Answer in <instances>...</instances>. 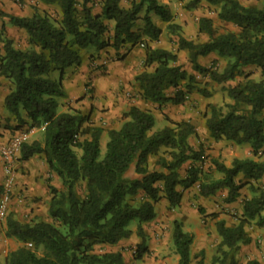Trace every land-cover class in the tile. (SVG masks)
I'll list each match as a JSON object with an SVG mask.
<instances>
[{
  "label": "trees",
  "instance_id": "16d2710c",
  "mask_svg": "<svg viewBox=\"0 0 264 264\" xmlns=\"http://www.w3.org/2000/svg\"><path fill=\"white\" fill-rule=\"evenodd\" d=\"M37 1L57 4L60 19L40 13L36 7L30 17L6 15L11 25L25 32L27 47L15 48L10 39L0 34V77L12 85L4 98L5 108L18 120L19 111H24L29 128L44 129L42 143L21 145V159L43 155L62 188H50V222L29 225L8 221L6 235L15 237L22 246L7 256L6 264H125L120 252L96 253L95 247L115 245L129 238L132 234L129 224L134 220L140 233L141 225L155 218L154 203L160 198L169 207H177L182 197L178 189L185 190L199 182L201 197L225 190L224 201L231 204L243 187L236 181L239 175L254 181L264 177V119L257 118L264 110V6H243L237 0H175L187 1V9L195 8L201 1L218 7V20L237 29L217 34L209 18H200L198 32L206 35L207 40L194 42L182 36L177 39V51H186L192 70L209 81L224 85L237 77L244 78L225 88L230 103L224 107L209 106L205 126L215 142L248 145L250 157L234 158L229 166L211 160L221 177L204 182L200 181V170L195 166L188 169L186 176L179 174L185 163L205 160L202 148L195 150L189 144L196 130L188 122L171 123L172 127L152 131L154 117L146 110L131 107L125 114L128 120L118 130L107 132L105 152L100 157L101 131L81 128L84 118L78 114L57 113L58 99L64 96L61 86L64 71L80 65L81 51L89 47L95 51L118 50L125 43L135 45L141 36L156 41L161 30L152 23L150 14L167 23L168 28H177L171 24L168 8L158 0H131L128 7H122L121 0ZM95 1L100 4L99 14L92 11ZM140 14L143 27L138 34L133 28ZM0 16H4L2 12ZM109 23L113 24L111 34ZM211 53L225 60L222 69L215 67V60L209 67L198 64L199 57ZM177 62L175 52L145 47L144 67L152 70L135 77L144 100L158 105H179L186 94L192 93L189 85L186 90L181 87L182 82L191 78ZM247 67L258 69L260 78L254 81L243 74V68ZM55 72L59 74L57 80L51 78ZM169 89L174 90L172 97L166 96ZM75 149L81 151L79 157ZM160 150L165 156H158L154 167L148 169L149 158ZM131 172L133 176H129ZM78 184L83 187L81 194L77 192ZM252 189V197L242 200L241 215L234 226L216 222L221 252V258L215 260L217 264H237L235 255L239 247L250 243L246 229L251 224L264 230V188ZM138 194L141 199L132 203ZM171 241L178 256L177 264H190L193 237L176 220ZM28 243L30 248L26 246ZM39 249L42 253L37 256Z\"/></svg>",
  "mask_w": 264,
  "mask_h": 264
},
{
  "label": "crops",
  "instance_id": "0c3cea01",
  "mask_svg": "<svg viewBox=\"0 0 264 264\" xmlns=\"http://www.w3.org/2000/svg\"><path fill=\"white\" fill-rule=\"evenodd\" d=\"M21 1H24V3L6 6L8 8L9 15L17 17H30L33 12L29 6V3H32L33 5H36V7H40L42 9L46 6L37 0ZM159 3L165 5L168 8L172 15V20L174 21L173 23L180 25L177 17V9L178 7H181L182 2L175 0H162ZM199 4H205L209 6L203 1H201ZM95 13L99 14L100 9ZM150 18L152 23L161 30L160 23L162 21L154 14H150ZM2 21L3 27L7 32L8 39L12 41L14 36L17 37V35H23L26 37V34L23 30L18 29L9 23L8 18H4ZM108 25L109 32L111 34L113 24L109 23ZM133 31L135 30L133 29ZM144 39L146 47L148 48L165 49L159 46L158 40L150 41L147 37ZM13 44L15 45V42H13ZM175 53L178 59H180V56L184 57L187 52L177 51V48H175ZM92 56L98 57L95 60L98 68H93L91 66L90 61L92 60ZM144 59L145 50L138 48L136 44L131 45L125 43L118 50L109 48L107 50L104 49L101 51H95L93 53H88L85 50L81 51L80 65L77 67H69L64 71L61 80L64 96L58 99L59 105L57 113L60 114L73 112L84 118L81 128L99 129L101 131L99 139L100 151L103 147L105 148V145L108 141L107 132L109 130H118L122 124L128 120L125 117V114L131 107L148 111L154 117V126L159 122L158 129L154 130L153 127V131H158L169 126L166 123L161 122L162 118L159 116V112L163 113V108H166L167 111L172 112L173 115H171L170 118H173L174 121L180 122L181 120H186L187 118L182 116V112H179L181 109L177 108L176 105L171 103L158 105L144 100L139 83L135 81V77L142 71L152 70V67H144ZM203 59H210L213 61L218 60L219 62L222 60L214 53H211L206 57H199L197 62L204 67H206L204 62L200 63V61ZM177 64L181 66L180 60L177 62ZM245 69L246 68H243V70ZM183 70L186 71L187 68H183ZM55 73L51 74V78L57 80L59 74L57 72ZM11 88L12 85L10 82L5 78L0 77V143L7 142L11 136L18 132L30 129L24 111H19L20 118L18 120L4 106V98L9 94ZM172 91L174 90H167L166 96L172 97L174 94ZM190 97L193 98L194 93H191ZM257 118L262 120L264 119V110H262L257 115ZM43 131V127L33 128L26 143H31L33 141L42 143ZM206 132L208 133L207 129ZM85 137L87 136H84V138ZM191 139L192 138H189L188 140L189 144ZM241 146L248 147V145ZM246 149L250 151L249 147ZM75 153L78 157L81 155V151L79 149H75ZM14 169L15 179L11 191L10 202L8 204L7 215L6 218L0 222V264H6L7 256L22 246V243L15 237L6 235L8 221L10 220L18 224L29 225L38 222H50L51 219L48 216L49 201L52 197L50 188H54L56 190H60L62 188L59 178L53 171L50 170L43 155L35 154L26 160H22L20 153H18L15 159ZM246 179L248 181L246 182L248 196H244L243 199H249L252 197L254 192L252 188H264V177L259 181H254L249 178ZM3 180V164L0 158V188L2 186ZM256 182H262L263 185L256 187ZM241 191L242 189L240 190V193ZM262 215H264V210L262 211ZM178 221L182 223V230L186 233H189L193 237V242L190 247V255L193 256L194 252L192 251V245L198 240L197 234L199 232V221L196 219L195 223L188 225L186 221H183L182 215H179ZM251 226L255 229L257 228L251 224L246 229L248 237L250 238V243L245 245V249L251 251L255 245H259L264 257V237L260 238L252 233L253 230L251 229ZM257 230L261 229L257 228ZM137 240L138 237L133 232L129 238L123 239L115 245H100L95 247V252H120L122 254L124 263H126L128 255L131 252L129 250L133 245H135V243H137ZM200 245V248L204 249V242ZM175 257L178 256L175 255ZM256 262L260 263L258 261Z\"/></svg>",
  "mask_w": 264,
  "mask_h": 264
},
{
  "label": "rangeland",
  "instance_id": "374dc122",
  "mask_svg": "<svg viewBox=\"0 0 264 264\" xmlns=\"http://www.w3.org/2000/svg\"><path fill=\"white\" fill-rule=\"evenodd\" d=\"M162 0H159L161 2ZM243 6H254L257 8H262L263 1L259 0H237ZM131 0H121L120 5L122 7H128ZM19 3H24V1L16 2L15 0H0V12L4 16H0V34L3 37H7V32L1 31L2 19L8 14V8L11 4L19 5ZM186 2H182L181 7L177 9V17L180 22V25L173 23L177 26L175 30L168 28L167 23H160L161 26V34L159 36L158 42L159 46L165 48V50H170L175 52V48H177V39L182 36L187 40H192L194 42H203L207 40L206 35L200 34L198 32V21L200 18H209L212 21V28L217 34H222L225 32H237V29L231 24H227L221 22L217 18L218 7L207 6L205 4H198L193 9L186 8ZM31 9L36 7L32 3H29ZM36 9L40 13H45L52 17L53 19H60V9L57 4L46 5L45 7L40 8L36 7ZM100 9V4L98 1L93 3L92 11L96 12ZM7 12V13H5ZM33 12V10H32ZM142 15L140 14L138 20L134 23V30L138 34L142 32L143 22ZM204 16V17H203ZM109 26V25H108ZM143 38V39H141ZM141 40L136 43L138 48L145 50L146 43L145 37L141 36ZM143 40V41H142ZM15 42L14 47L18 49H24L27 47V39L26 37L14 36L12 39V43ZM1 49V44H0ZM109 48H106L107 50ZM88 53H93L95 50L91 47L85 49ZM183 56V55H182ZM98 57H91L90 64L92 66L93 62ZM178 59V57H177ZM180 64L182 69L187 68L186 73L191 80L187 79L186 81L181 83V87L185 89L186 85H189L192 88V93H194V97H190V94H186L184 96V101L180 105H176L177 108L181 110L182 116L187 118L186 120H181L180 122H188L192 126L196 128V135L191 136L190 145L198 150L200 147L203 150V156L205 158L204 162L194 164L185 163L183 167L179 170L180 176H186L188 169L192 166H195L200 170V181H210L221 177V174L217 173L211 164V160H217L218 162L229 166L231 161L234 158L243 159L246 157H250V151L246 148L247 146H237L232 142L221 140L215 142L211 138L208 137V133L206 132L205 122L207 117L209 116V106L214 105L217 107H224L226 104L231 101L228 99L225 88L227 86L235 85L237 82L244 81L243 77H237L235 81L228 82L224 85H219L213 83L208 80L207 77L197 74L190 67V62L188 59V55L184 57L180 56ZM213 60L203 59L200 63L204 62L206 67L211 65ZM96 64V63H95ZM225 65V60H221L220 62L216 61V68L218 70L222 69ZM94 68V67H93ZM96 68H98L96 64ZM56 74V73H55ZM243 74H248L249 79L258 80L260 78V74L258 69L255 67H247ZM174 93V91H172ZM164 112L160 113L162 121L169 125L168 127H172L171 123H176L173 118H170L172 112L167 111L166 108H163ZM181 114V113H180ZM158 124L154 126V130L158 129ZM153 131V129H152ZM105 152V148L103 147L100 151V157L103 156ZM163 150H160L159 153L155 156H151L148 161V169H152L154 167V163L158 156H165ZM129 176H133L132 172ZM240 184H242V191L240 196L237 198L235 203L226 204L225 197L226 191L221 190L216 194L209 197H201L199 195V182H196L192 187L182 190L178 189L181 192V201L177 207L171 208L167 201L163 198H160L156 203H154L155 209V218L147 223H143L141 225L140 233L137 230V221L134 220L129 224V229L136 234L138 237L137 243L133 245L129 251H131L128 255L127 262L125 264H177L178 257H175L172 241H171V231L173 222L178 221L179 215H182L183 221L192 225L195 223L197 219L199 225V232L197 241L192 245V251L194 255L191 256L190 264H217L215 260L221 258V252L218 251V244L220 242V238L216 232V222L223 221L226 226H234L237 223L238 218L240 217V209L244 196H248V188L246 186L247 179L239 175L236 179ZM262 182H256L255 186H262ZM82 185H77V192L79 194L82 193ZM141 199V195H137L133 198L134 201H139ZM182 224V223H181ZM144 226V228H143ZM252 227V226H251ZM256 236L263 238L264 230H257L254 227L251 228ZM257 230V231H256ZM259 231V232H258ZM205 240V241H204ZM204 242V249L200 248V244ZM200 243V244H199ZM244 249V250H242ZM41 249L36 251V255H41ZM140 255V257H138ZM237 264H246L249 261H258V264H264L263 253L261 252L260 246L255 245L251 251L245 249V245H241L237 254L235 255Z\"/></svg>",
  "mask_w": 264,
  "mask_h": 264
},
{
  "label": "built area",
  "instance_id": "2783aa9c",
  "mask_svg": "<svg viewBox=\"0 0 264 264\" xmlns=\"http://www.w3.org/2000/svg\"><path fill=\"white\" fill-rule=\"evenodd\" d=\"M92 67L96 68V64L93 62ZM33 128L18 132L11 136V138L5 142L0 143V158L3 164L4 180L0 191V222H2L7 215L8 204L11 198V191L15 179V159L20 151L21 145L26 143L30 132ZM28 248L31 244H26Z\"/></svg>",
  "mask_w": 264,
  "mask_h": 264
}]
</instances>
